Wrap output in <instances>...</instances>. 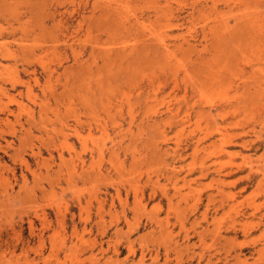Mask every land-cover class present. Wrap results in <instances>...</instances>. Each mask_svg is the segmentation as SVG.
Masks as SVG:
<instances>
[{
	"label": "rangeland",
	"instance_id": "rangeland-1",
	"mask_svg": "<svg viewBox=\"0 0 264 264\" xmlns=\"http://www.w3.org/2000/svg\"><path fill=\"white\" fill-rule=\"evenodd\" d=\"M2 1L0 42L7 44L0 47V58H14L0 59V78L10 80L17 69L23 79L24 57L36 66L42 59L68 67L76 55L89 67L84 76L91 84L92 135L87 148L75 139H59L62 167L54 196L41 179L46 194L26 199L22 192L15 199L20 186L13 184L15 198L0 197V264H137L140 252L144 264H208L210 258L212 264H223L216 258L230 248L221 236L232 234L224 232L228 208H219L218 179L231 171V180L242 177L249 166L264 168L263 148L240 145L230 149L241 153L232 159L240 167L224 165L228 156L219 151L218 135L232 121H239L245 131L264 130V96L253 90L264 86V0H213L220 2L215 3L218 12L222 10L219 15H209L208 7L194 11V0ZM156 8H164L165 17L159 18ZM133 17L143 26L132 24ZM24 30L29 31L27 37ZM160 40L168 44V56L161 53ZM148 43L150 50L145 49ZM0 105L12 106L7 98ZM24 111L16 109L22 123ZM0 130L10 140V128ZM33 143L38 144L36 139ZM81 158L91 178H68L74 166L80 171ZM38 172L44 177L43 169ZM255 184L239 183L234 191L238 211L246 213L238 218L240 224L252 230L246 240L257 239L258 248L264 224L252 225L258 219L248 215L244 199L253 194ZM33 186L29 179L28 188ZM256 197L255 205L263 204L264 214V188ZM35 212H45L46 223L36 219ZM237 230L238 241L244 240L239 226ZM130 246L134 255L128 254ZM230 254L225 262L235 264Z\"/></svg>",
	"mask_w": 264,
	"mask_h": 264
},
{
	"label": "bare ground",
	"instance_id": "bare-ground-1",
	"mask_svg": "<svg viewBox=\"0 0 264 264\" xmlns=\"http://www.w3.org/2000/svg\"><path fill=\"white\" fill-rule=\"evenodd\" d=\"M167 1L168 0H166V2ZM227 1L230 2V0H227ZM210 2H212L211 5H209ZM217 2L220 3L219 1H217ZM225 2H226V0H225ZM262 2H263V0H262ZM209 3L207 0H194V9L193 10L195 11L198 6H200L201 8L208 7L207 9L209 11V15L222 14V13H220L222 10L218 12V8L216 6V4H218V3L215 2L216 3L215 4L213 0H210ZM196 4H197V6L195 7ZM233 4H235V2H233ZM239 4L242 5L241 3H239ZM155 13H157L159 15V18L165 17L164 16L165 15L164 8H158ZM47 15H49V13H47ZM18 18L20 20V16H18L16 14L15 19H18ZM15 19H14V21H15ZM100 20H102V19H100ZM123 20H125V19H123ZM217 21H219V20H217ZM132 22H131L132 24L143 26L142 21H140V18H138V17H133ZM10 24H12V23H10ZM132 24H130V25L132 26ZM244 24H246V21ZM213 27H215V26H213ZM40 28H41V26H40ZM124 29H125V27H124ZM74 30H75V28H74ZM1 31H2V29L0 30V32ZM28 33H29L28 30L22 31L23 37H27ZM9 34H11V33H9ZM22 35H21V37H22ZM0 39H2L1 35H0ZM5 44H7V43L0 42V47H4ZM159 44L160 45H158V47H160L161 53L164 56H168V52H169V49L167 46L168 44L166 45L164 43V41L162 42V40L159 41ZM258 45H259V43H258ZM20 46H22L21 50H23V52L25 53L24 46L23 45H20ZM31 47H32V45H31ZM145 47H146L145 49H149V47H153V46L148 43V44H145ZM192 49L194 50V48H192ZM29 53L33 54L32 50ZM73 56H74L73 57L74 58L73 64L68 66V67H61V64L53 66V65H51V64H53L52 63L53 61L52 62L50 61L51 63H49V61L44 62L42 59L36 60L38 62V65L36 66L30 62L31 60L29 61V59L24 57V60L23 61L21 60L22 63H21V70H20V73L22 74L23 79L17 77V73H18L17 69L14 71V73H15L14 77H12L10 80L5 81L6 79L4 80V78H0V101L3 98L10 99V105L16 106L17 110H23V111L26 110V106L24 105V102L27 103V111L26 112L24 111L26 113V119H25V122H23V123L20 121V116L18 115V114H20V112L18 111L17 112L18 114H16V109L14 107L8 106V105H6V106L0 105V129L10 128L9 132L6 133V135L10 137V140H7L6 137H4V135H3L4 132H1V130H0V197L1 198L8 197V198L13 200V197H14L13 192H12L13 186H14L13 184H15L16 186H20V187H17L19 189V192H17L15 194V197H16V198L14 197L15 199H19L18 197L22 195L21 194L22 192H23L24 196H21V197L26 198V199H28V197L30 199L35 198L37 193H40L41 195L46 194L47 191L41 186V183H42L41 179L47 180L49 191L54 196L56 193L55 191H56V189L60 183L59 178L61 177V175H59V174L61 172V167H62L61 164L58 163V161H60V163L62 162V155L59 152L60 148L58 145L59 139H63V141L65 143H69L70 139H75L77 142H80L81 145H83L85 148H87L86 143L89 142L88 139L92 135V124L90 122V117H91L90 116V110L92 108V104H91L90 97H89L91 84H89V80H88L89 77H87V78L85 77L86 76L85 74H89V67H88V65H86L84 67V63L81 62L79 57H77L76 55H73ZM6 58H10V59L14 58V54L1 56L0 59L2 61V60H7ZM1 65L2 64L0 62V66ZM255 66H253V67H255ZM180 69H181V67H180ZM187 72H188V70H187ZM188 75H189V73H188ZM184 77H185L184 79H186V77H188V76H184ZM250 79H252V78H250ZM257 81H258V79H257ZM7 82H9L10 87H8ZM253 90H254V93H256V95L257 94H263V96H264V86L259 84V85L255 86L253 88ZM246 92H247V90H246ZM234 105H236V104H234ZM263 105H264V97L262 99V106H260V109H262V110H263ZM184 115H186V114H184ZM188 117H189V115H188ZM186 119H187V117H186ZM102 123H104V121ZM242 126L243 125L239 121H232L225 128H222L218 134L219 135V144H220V146H219L220 150L219 151L222 154H226L228 156V161L224 165H228L230 168L234 167L236 169V168L240 167L238 165L237 166L234 165L235 163L234 164L232 163V159H234L235 156H240V154H241L240 152H235V151L232 152L230 150V149L234 148L236 145H238V146L240 145L244 149L248 148V149L257 150V149L263 148V151H264V137H263V131L264 130H257L256 131L254 128H251L250 130L245 131L244 127H242ZM238 130H240L242 132L239 134L236 133ZM86 133H87V136L84 135ZM246 137L248 139H246ZM34 139H36V141L38 142L37 145L35 143H33ZM238 141L240 142V144L238 143ZM70 147L72 148L71 145H70ZM67 149L70 150L69 148H67ZM91 153L92 152L90 151V155H91ZM44 156H46V157H44ZM224 157H225V155H224ZM85 167H86V163L81 158L80 164L78 163V167H77V168H79L80 171H78V169H76V167L74 166L73 168H71L72 174L68 175L69 176L68 178L75 176L77 178V180H81V181L89 180L91 178V174L89 173L90 171H88ZM242 168H243V166H242ZM41 169L44 170V174H45L44 177H42V178H40V173L38 172ZM220 169H221V167H220ZM18 170L20 171L19 176H17ZM232 176H235V174H234V172L231 171V172L225 174L223 178H219L218 179V188L216 190V195L218 196V199H219L218 200L219 208L222 210H225V208H228L227 212L223 214L224 220H226V221L228 220V222L225 226L224 232L226 235L232 234V238H230V236H229V238H227L225 236H221V237H223L222 241H224L223 242L224 245L228 246V248H230L229 251H231V252L226 251L224 253L225 256L224 257L222 256L223 258H220V259L216 258V260L220 261V263L227 264V262H225V261L226 260L228 261V256H230L231 255L230 253H232V258L235 259L236 263L238 262V264H264V239H261L262 243H260V246L258 248L255 247V244H256L255 240L257 241V239H255L254 241L246 240L248 238V236L252 233L251 232L252 230H251V227L248 228L246 224H240L241 219L239 220L238 218L244 217L246 213H240L238 211L239 205L238 206L235 205V202H236L237 198L239 197V195H237V193L234 191L235 188L239 185V183L250 182L253 180L255 181L256 184H255L254 190L252 192L253 194L251 195L249 193L250 197L247 196L248 198H244V199H246L248 208L251 210L248 215L251 216L252 218L257 217V219H258L257 224L253 223L252 225L253 226L256 225L254 227H257V228L262 226L264 224V214L260 213L261 208L259 205H263V204L255 205L254 199H257L256 195L260 194L264 188V168L258 167V166L257 167L249 166V169L247 170V172L245 173L244 176L238 177L237 179H234V180H231L230 177H232ZM29 179H31L32 183L34 184L33 188H31V187L28 188ZM40 181H41V183H40ZM70 181H71V179H70ZM225 189H228V191H226ZM243 190L244 189H242V191ZM117 192L118 191L116 190V193ZM136 192H137V190L134 192L135 195H136ZM153 192H154V190H153ZM162 192L164 193V195L167 193V192L165 193V191H162ZM21 197H20V199H21ZM209 197H211V196H209ZM254 197H256V198H254ZM119 198H117V199L119 200ZM166 198H167V196H166ZM167 199H169V198H167ZM22 200L23 199H21V201ZM25 200H23V201L25 202ZM77 200H78V205H79L80 200L79 199H77ZM208 200L212 201V199H210V198H208ZM23 201H22V203H23ZM98 203H99V201H98ZM57 209H59V208H57ZM98 210H100V209H98ZM79 215H81V214H79ZM35 217H36V219H38L43 224L46 223V221H47L45 212H42V214H39V215L37 214V212H35ZM57 217H59V218L61 217V213L59 210L57 212ZM157 223H158V221H156V224ZM29 224H30L29 225L30 228L32 229V227H31L32 222L30 221ZM248 224L250 225L251 223L248 222ZM252 225H250V226H252ZM237 226L240 227L241 236L244 239L242 241H238L239 234H238ZM220 231H222V229ZM72 233L76 234L75 228L72 230ZM31 234H32V232H31ZM216 234L219 235V232L215 233V236H216ZM259 235H260V233H259ZM42 236L40 235V237H42ZM197 236H198V232H197ZM261 236H262V238H264L263 234L260 235V237ZM35 237H36V235H35ZM40 237H38V238H40ZM185 237H187L186 232H185ZM202 237H204V236L202 235ZM216 237L218 239L219 236H216ZM182 241H184V238ZM199 241H200V239H199ZM43 242L44 241H42L40 239L39 248L43 247V245H44ZM200 243L201 242H199V245H200ZM257 243H259V242H257ZM21 244H22V242H21ZM176 245L174 244V247H173L174 249H176V247H175ZM28 249H29V247H28ZM6 251H9V250H6ZM12 251L14 252V250H12ZM27 251H30V249ZM176 251H177V249H176ZM185 251H187V250H185ZM128 252H129L128 254H132V255L135 254V251L133 250L132 246L129 247ZM140 253L141 254H140L139 262L141 264V263H143L144 255H143V252H140ZM24 255H26V254H24ZM178 255L180 256V254H178ZM246 255H248V257H246ZM191 257L193 259V256H191ZM242 257H244V258L241 259ZM176 258H178V257H176ZM202 258H204V257L202 256ZM179 259L181 260L183 258L181 257ZM207 260H208V264H212V263H210L211 258L207 259ZM213 261H214V259H213ZM180 262H182V261H178L177 264ZM213 264H216V263H213Z\"/></svg>",
	"mask_w": 264,
	"mask_h": 264
}]
</instances>
